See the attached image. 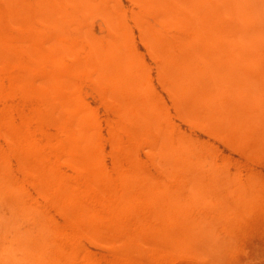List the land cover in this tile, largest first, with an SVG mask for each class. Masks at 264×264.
Masks as SVG:
<instances>
[{
	"label": "rangeland",
	"instance_id": "obj_1",
	"mask_svg": "<svg viewBox=\"0 0 264 264\" xmlns=\"http://www.w3.org/2000/svg\"><path fill=\"white\" fill-rule=\"evenodd\" d=\"M109 1L111 25L97 0L100 11L80 26L54 29L34 14L27 33L8 30L19 50L0 59V184L5 169L24 200L73 238L63 248L76 253L59 264H264V0H224L216 43L226 51L225 93L212 81L207 91L222 96L217 106L178 85L190 32L169 12L183 0ZM38 32L43 41L30 37ZM111 33L126 39L132 70L99 71L91 42ZM38 50L50 53L48 64L33 60ZM36 165L80 195L87 226L73 223L75 209L58 208ZM5 199L8 222L17 213ZM15 237L0 232V264L18 258Z\"/></svg>",
	"mask_w": 264,
	"mask_h": 264
},
{
	"label": "bare ground",
	"instance_id": "obj_2",
	"mask_svg": "<svg viewBox=\"0 0 264 264\" xmlns=\"http://www.w3.org/2000/svg\"><path fill=\"white\" fill-rule=\"evenodd\" d=\"M96 1L97 0H0V59L10 61L11 58H13L12 56L16 55L17 50H19V48H18L19 42H16L14 40L15 38L13 39V37H11L12 34H10L8 30H10L11 27H19V28L27 29L25 31L27 33L28 25L30 23L32 15H34V14H35V16L39 15L38 20L42 21V23H45L48 26H51L52 28L55 29L56 27L59 28L58 26H60V25H58V23L61 21H64V20H65L64 23L66 21L67 22L70 21V23L75 24V25L77 24L78 26H80V24H78V23H80L78 21L80 17L86 18V17L91 16L94 12L101 10V15H103L106 18L105 19L107 21L106 23L111 25L113 23L114 17L111 16L110 1L109 0H98V2H100L99 4H101L103 6L102 9H100V10L96 7ZM153 1H155V0H153ZM164 1L168 7L171 6L170 2H169L170 0H168V2H166V0H164ZM99 4H97V5H99ZM68 5H70L71 7H74L75 12L72 15L69 14V15L64 16V14H63L64 12H63L62 8L66 7ZM153 5H154V3H153ZM174 5H175V6H173L174 9L170 10L169 15H171L172 20H174V18H176L177 20H181L183 24L185 23L184 26H186L187 27L186 29H188L190 32L187 39H186L187 41L182 40V42H181V48L184 51V53L182 54V57H183L182 68L180 67L177 70L178 74L180 75V81H179L178 85H180V87L184 88L183 90L186 91L185 95L191 94L187 89V88H189L190 91L191 90L193 92L195 91L198 94L199 98L202 97V100L206 99V100L210 101V103H212V105H216V106L220 105L222 103V100H221L222 96L218 95V96L214 97L211 94H209L207 91H208L209 83L212 81L221 88L220 91L222 92L223 95L225 93L226 82L224 79V73H225L224 69L226 66L225 65L226 59H224L223 56H224V53L226 51L225 52L223 51L221 53H217V50H219L218 49L219 46L216 43L217 39H218L217 41H219V39L221 40V38H223V36H222L223 32L218 31V30H222L221 29L222 24H221V21L218 20V18L221 19L223 17L225 1L224 0H183V2L178 3V4L175 3ZM99 8H101V7H99ZM224 13H225V11H224ZM93 17H95L94 14H93ZM82 20H86V19H82ZM165 21L167 23V19ZM173 23L175 24L176 21H174V22L172 21V24ZM37 25H39V23ZM66 25L68 26L69 24H66ZM41 26L42 25H39V27H41ZM40 30L42 31V29H39V31ZM50 30H52V29L50 28ZM56 30H59V29H56ZM61 30H62V27H61ZM20 31H22V30H20ZM33 31H34V29H33ZM34 32H36V30ZM75 32H77V30ZM42 33L38 32L37 34H33L30 37L32 38V40H36L39 37H41L40 40L43 41L42 36L44 34H42ZM57 33H58V31H57ZM84 33H86V32H84ZM87 33H89V32H87ZM29 34H30V32H29ZM49 34H52V33H49ZM63 36H62V39H65L64 38L65 36L64 37ZM95 36H93V37H95ZM50 37L51 38H49V36H48V38L51 39V42H52L51 45L49 44L51 46V47L49 46L50 48H52V45L58 46L62 43V40L59 37H57V34L54 36L51 35ZM31 38H29L28 40H30ZM48 38L45 39V40H47L46 42H48ZM103 38H105V37H103ZM93 40L91 42L92 43L91 48H92V52L96 58H94L95 61L93 58L92 59L94 62H96L97 64L100 65L99 71L100 70H113L116 67V65H117V67H119L117 69L124 70L125 72L133 69L135 63L133 62L132 57L130 56V53L128 50V44H127V41L125 38H122V37H120L114 33L110 36L108 35V37H106L104 40L102 39L103 41H101L100 39L97 41L96 40L93 41ZM17 41H19V40H17ZM88 41H89V39H88ZM31 42H33V41H31ZM63 44H64V42H63ZM59 47L61 49L62 46H59ZM73 47L74 46H72V48ZM39 48H41V47H39ZM83 48H84V45H83ZM33 49H34V47H33ZM52 49L54 50V47ZM62 49L65 51V49H67V47H65V49L64 48H62ZM68 50H70V49H68ZM71 50H73V49H71ZM87 50H90V49H87ZM42 51L38 50V51H35L33 54H32V52L30 53V55H32L33 60L37 63L39 62L41 64V66L48 64L50 62V58H51V55L49 52L44 53ZM69 52L71 54V51H69ZM53 53H55V51ZM67 53H68V51H67ZM170 54L171 53L167 54V56H166L167 59H171L172 57H174L172 54L171 55ZM72 56H73V54H72ZM82 58H84V57H82ZM57 59H60V58H57ZM51 62L53 63V65H57L59 63V60L57 62L56 59L53 60V58H52ZM90 66H92V65H90ZM169 69H171V68L169 67ZM134 75H135V73H134ZM138 75H140V74H138ZM55 76H57V74ZM120 76H122V75H120ZM49 79L51 81V77ZM214 83H211V84H214ZM216 85H215V87H217ZM106 86H107V84H106ZM196 89L199 91H202V92H198ZM127 103L129 104V102H127ZM31 152H32V150H31ZM25 159H26V157H25ZM28 160H30V159H28ZM30 161H27V163ZM35 168L39 169V172L41 174V179H40L41 182L47 188H49L52 191V193L54 195V199H55V204L58 206V208L61 211H68L70 209L71 210L75 209L76 211H75L74 215L72 216L73 223H75L79 227H83L84 224L86 225L87 222L86 223L84 222L85 217H86V213H85V217H84V212H83V208H82L83 206L80 205L81 204V200L79 198L80 195H78L76 193V191H74L72 188H70L62 177L57 176L51 168H44V167L37 166V165L35 166ZM92 182H93V180H92ZM16 185L11 182V179H10L7 171L5 169H3L1 172L0 201L2 202V200H4L5 198L7 199V201H8V198H10V200L13 199L12 201H15L14 206L16 208L17 215H16V217L13 216L14 218L8 222L6 220H3L0 218V232H4L5 230L10 229V230H13L16 234V237H15L16 243H15V241H14V243L18 246L20 254H19V256L16 254L18 256V258L16 257L17 259L13 262V264H59V259H58L59 256H63L65 258V260H66L65 263L68 262L69 256H70L69 259L71 260V255L73 256V254H75L76 251L73 250L74 252L73 253L71 252V254H70L69 252L65 251L66 248L65 249L63 248V246L69 241V239L71 237L68 238L61 231L62 229L59 230L57 228V226L55 227V225L52 224V221H50L49 218L46 217V215L44 213L45 210L43 211L38 206L27 203L24 200L22 191ZM146 190L149 191V188ZM144 191L145 190L143 189V192ZM153 193H154V196L156 198L157 196L155 195V191ZM148 196L150 197V195H148ZM138 198L139 197H137V199ZM145 199H147V197H145ZM156 199H153L154 203H156L155 202ZM182 200H181V202H182ZM9 202L11 203V201H8V203ZM149 202H150V200H149ZM158 203H156V204H158ZM5 204L7 205V207L8 206L10 207L12 205V204H7V203H5ZM5 204L3 203V205H5ZM163 204H164V202H163ZM3 205H0V206H3ZM126 205H128V204H126ZM46 213H47V211H46ZM174 214H175V212H174ZM181 215H182V213H181ZM87 219H88V216H87ZM29 220H33L34 224L36 223L35 228L31 229L30 226L27 227L25 225V222H27ZM170 220L171 219H169V221ZM169 221H168V225H169ZM30 222H32V221H30ZM29 225H30V223H29ZM72 241H73V238H71V242ZM70 247H73V246H70ZM73 249H74V247H73ZM10 250H12V245H11ZM5 252H8V251L5 250ZM0 256L3 257V255H1V254H0ZM1 259H0V261H1ZM6 259L8 260V258H6ZM75 259H77V258H75ZM10 260H12V259H10ZM62 262H64V261H62ZM73 264H75V263L73 262ZM83 264H85V263L83 262Z\"/></svg>",
	"mask_w": 264,
	"mask_h": 264
}]
</instances>
